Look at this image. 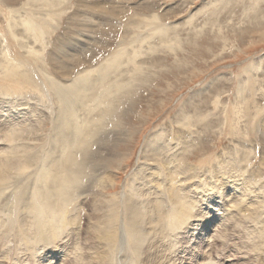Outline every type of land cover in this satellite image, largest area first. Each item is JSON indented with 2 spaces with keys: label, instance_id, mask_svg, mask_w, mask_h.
<instances>
[{
  "label": "rangeland",
  "instance_id": "374dc122",
  "mask_svg": "<svg viewBox=\"0 0 264 264\" xmlns=\"http://www.w3.org/2000/svg\"><path fill=\"white\" fill-rule=\"evenodd\" d=\"M50 1L54 2L52 8L42 0H0V102L21 99L39 110V118L31 117L27 131L23 130L17 140L22 147L16 152L23 156L22 163H30L28 171L38 169L40 161L32 160L34 165L30 158L47 153L52 141L56 99L47 79L58 85L70 84L81 72L102 68L118 53L119 63L111 76L127 84L116 96L114 87L107 90L112 111L104 126L96 131L98 137L105 132L110 137L111 146L106 147L105 153L114 149L120 154V159L106 171L117 189L105 194V198L111 199V195L121 191L140 165L138 157L145 140L161 132L169 141H180L185 157L183 167L197 168L201 176H209L215 167L236 169L228 174L239 175L247 183L246 189L252 191L246 197L253 206L249 213L254 211L255 216L264 219V0ZM28 23L40 30L39 35L28 29ZM2 64L20 66L19 76L6 78ZM88 77L95 82V75ZM3 89H11L10 96ZM36 89L40 90V97ZM94 90L100 93L103 89L97 86ZM40 98L41 104L36 103ZM98 108L105 109L101 103ZM3 109L1 128L7 126L5 118L14 117H10L11 107ZM18 112L16 116H21ZM98 137L94 134V138ZM115 143L118 144L114 146ZM5 145L0 141V150L8 144ZM97 148L98 144L91 147L89 170L98 169ZM13 171L9 177L15 174ZM93 178L95 183L98 174ZM95 189L80 199L82 238L90 225L101 220L100 192ZM232 189L228 186L221 197L224 201H216L226 207L232 205L239 195ZM227 225L219 223L212 235ZM237 230L229 228L228 236ZM191 242L204 248L198 247L199 251L210 253L215 264H223L220 259L226 257L228 249L237 259L230 264L264 261L253 251L255 241L244 237H236L234 246L232 241L227 242V247L214 243L215 240V248L211 241L207 247L201 245L200 239ZM151 258L152 253L139 264H155ZM187 262L191 264V260Z\"/></svg>",
  "mask_w": 264,
  "mask_h": 264
},
{
  "label": "bare ground",
  "instance_id": "6f19581e",
  "mask_svg": "<svg viewBox=\"0 0 264 264\" xmlns=\"http://www.w3.org/2000/svg\"><path fill=\"white\" fill-rule=\"evenodd\" d=\"M42 2L51 8L54 5L49 0ZM28 25V29H33L39 35L40 30L35 29L33 23ZM117 54L102 68L81 72L82 75L70 84L58 85L47 79L56 99V103L53 101L54 119L51 121L52 141L49 149L45 148L48 149L47 153L30 158V162L40 161L34 172L28 171L30 163L27 166V157V162L22 163L23 156L16 149L22 147L17 140L21 133L27 131L25 127L29 126L28 120L38 117L39 110L28 101L10 99L8 102L6 100L7 104L2 98L0 122L5 107H11L13 114L10 117H14L4 119L6 128L0 126V132L3 129L5 131L0 135V141L3 145L8 144L0 150V264H139L151 253V260L155 264H188L187 260H191V264H215L210 253L199 251L200 245H194L192 239H200V242L203 239L201 245L206 244L204 247L211 241V247L215 248L214 240V243L219 242L227 247L229 241L234 246L236 237L255 241L252 244L253 251L257 257L264 259V219L255 216L254 211L249 213L253 206L246 197L252 191L246 189L247 183L239 175L228 174L236 169L215 167L209 176H201L197 168L183 167L185 157L180 141H169L164 133L158 132L145 140L138 157L141 162L134 175L122 186L121 191L111 195V199L105 198V194L117 189L115 182L107 178L106 171L113 166L114 161L120 159V154L114 149L105 153L106 147L110 145V137H106V132L98 137L96 131L104 126L112 111L107 102V90L114 87L116 96L127 84L117 82L111 76L114 66L119 63ZM2 66L6 78L20 74V66L16 64ZM91 75H95V82L89 80L88 76ZM97 86L103 89L100 93L94 92ZM9 92L11 89L4 90L6 96H10ZM36 93L40 97V90L36 89ZM44 94L46 91L42 94L45 97ZM41 98L35 102L40 103ZM98 103L105 109L100 110ZM17 112L21 114L20 117L16 116ZM91 126L95 127L94 131ZM94 144H98V154H95L98 155L99 171L87 168ZM33 163L35 165L36 162ZM10 171L15 173L11 177ZM96 174L99 178L94 183L93 176ZM98 182L101 183L98 185ZM228 186L239 195L232 205L226 207L219 201H224L221 197ZM95 188H99L100 192L95 196L98 195V217L101 220L90 225L86 237L82 238L84 231L80 232V199ZM93 210L97 212V205H94ZM245 212L247 214H243ZM241 216L242 219L239 218ZM219 223L223 226L228 224L230 231L238 229V232L228 236L230 231L227 225L213 236L211 231ZM84 251L86 254H83ZM229 251L223 258L225 261L223 256L220 259L223 264L237 260Z\"/></svg>",
  "mask_w": 264,
  "mask_h": 264
}]
</instances>
